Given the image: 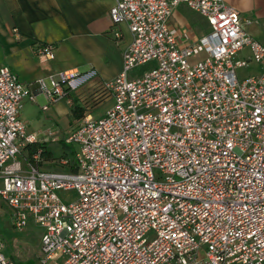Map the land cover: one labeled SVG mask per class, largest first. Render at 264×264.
<instances>
[{"label":"built area","instance_id":"2783aa9c","mask_svg":"<svg viewBox=\"0 0 264 264\" xmlns=\"http://www.w3.org/2000/svg\"><path fill=\"white\" fill-rule=\"evenodd\" d=\"M178 5L209 32L178 41L168 24ZM109 17L131 40L101 82L110 107L64 136L78 145L59 160L67 171L23 156L41 141L20 117L33 96L0 67V199L12 226H40V264H264V43L224 0H113ZM249 62L258 71L239 76ZM94 75L63 72L43 91L53 102ZM68 189L76 196L62 200ZM3 246L0 264H15Z\"/></svg>","mask_w":264,"mask_h":264},{"label":"crops","instance_id":"0c3cea01","mask_svg":"<svg viewBox=\"0 0 264 264\" xmlns=\"http://www.w3.org/2000/svg\"><path fill=\"white\" fill-rule=\"evenodd\" d=\"M112 4L113 0H0V67L8 66L29 88L33 100L24 99L20 117L29 132L33 129L42 137L47 149L51 134L43 133V127L65 116L74 126L79 124L84 117H74L72 107L83 105V95L93 81L111 79L121 70L131 33L124 24H112ZM168 24L183 44L195 42L210 30L203 17L184 5L173 9ZM246 25V32L257 39ZM39 47H48L53 57L40 58ZM90 70L95 75L79 89L69 90L56 101L47 100L43 87L50 89L61 73L85 74ZM97 106L82 114L96 117L92 112Z\"/></svg>","mask_w":264,"mask_h":264},{"label":"rangeland","instance_id":"374dc122","mask_svg":"<svg viewBox=\"0 0 264 264\" xmlns=\"http://www.w3.org/2000/svg\"><path fill=\"white\" fill-rule=\"evenodd\" d=\"M225 1L230 2L231 7L249 22L246 28H249V31L264 43V0ZM257 69L258 67L254 63L249 62L247 67L239 68L237 72L239 76H243L255 72ZM111 104L110 99L102 102L92 112L93 115L96 117L101 116ZM43 128V133L51 134L50 140L46 142L51 159L49 158L43 162V168L52 171H67L69 169L67 166L61 167L58 163L62 157L73 160L78 152V145L64 143V136L70 129L74 128V124L68 122V118L65 116L59 118L54 125H48L47 123ZM37 138L39 140L42 137H38L37 133ZM58 195L62 200H70L76 196V191L74 189L58 191ZM41 231L40 226L34 224H28L22 228L13 227L10 211L0 199V237L4 244L3 253L7 259L11 258L15 264H40Z\"/></svg>","mask_w":264,"mask_h":264},{"label":"trees","instance_id":"16d2710c","mask_svg":"<svg viewBox=\"0 0 264 264\" xmlns=\"http://www.w3.org/2000/svg\"><path fill=\"white\" fill-rule=\"evenodd\" d=\"M64 96L68 95L69 87H64ZM84 102L83 105L76 104L72 107L73 116L76 118L84 117L82 111L90 110L106 101L109 97L107 90L102 86L101 81H93V84L90 86V89L86 91L83 95ZM81 111L78 113V111ZM39 151V160L38 164L43 165V162L47 159H51L50 151L46 148L43 142L35 141L25 145L22 150L23 156L26 157L27 160H30L34 163V159L32 156Z\"/></svg>","mask_w":264,"mask_h":264}]
</instances>
